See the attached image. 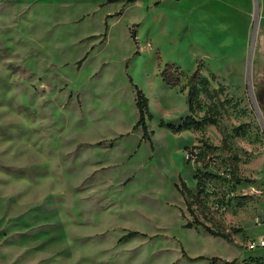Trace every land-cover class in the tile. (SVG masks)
Segmentation results:
<instances>
[{
	"label": "rangeland",
	"instance_id": "obj_1",
	"mask_svg": "<svg viewBox=\"0 0 264 264\" xmlns=\"http://www.w3.org/2000/svg\"><path fill=\"white\" fill-rule=\"evenodd\" d=\"M178 1L0 0V264H264V0L221 52ZM166 64L209 80L193 115L217 125L159 126L190 115ZM197 170L194 214L231 241L183 227Z\"/></svg>",
	"mask_w": 264,
	"mask_h": 264
},
{
	"label": "trees",
	"instance_id": "obj_2",
	"mask_svg": "<svg viewBox=\"0 0 264 264\" xmlns=\"http://www.w3.org/2000/svg\"><path fill=\"white\" fill-rule=\"evenodd\" d=\"M135 0H127V2H133ZM162 79L167 83L169 87H177L180 86L179 90L182 92L186 90V104L188 106V110L190 112V115H187L182 119L181 123L178 125H174L172 123H167L164 122L163 120L159 121V126H165L171 129L174 133L179 132L180 130H190V129H200L203 125L205 124H213L217 125V120L216 117L214 116L215 113H217V103H213V108L215 109L212 114L208 115L207 113H204L201 117H197L193 115V113L196 111L195 108H200V92L206 91L207 92V86L209 84V80L201 76L198 69H195L188 75H184V73L180 70H178L177 67H175L173 64H166L164 68L162 69L160 73ZM184 75V76H182ZM215 76L211 75V79H214ZM182 79L185 80L184 84L181 85ZM222 87V86H219ZM135 88V106L138 111V118L137 121L134 124V129L141 127L142 129V136H141V141H149V132L146 127L145 120L146 118H151L152 115L148 110V100L144 93L136 86L134 85ZM210 98V96H208ZM198 146H194L191 148L189 153H193L194 150H198ZM201 155L199 150L196 151V153L193 154V156L197 159ZM212 176V174L208 172H203L201 173L200 171L197 170L194 178L196 179V188L198 189L197 193H193L191 189L183 182H180L179 184H175L176 189L180 192L183 201L185 203L186 209L189 212V214L192 216V220L186 221L185 224H183V227L185 228H191L193 226H201L204 230L209 232L212 235L215 236H221L227 241H231V238L228 234H224L222 232H219L217 230H213L211 227L207 226L203 222H201L196 215L194 214V210L192 209V205L195 202H199L200 199H198V195L201 194L205 188L206 185V179L207 177ZM243 181H249L247 178H240L236 177L235 178V184H239ZM222 203V202H221ZM219 204V203H218ZM220 205V204H219ZM183 216V214H182ZM135 232H129V234H132ZM200 258L197 257L195 259ZM202 258V257H201ZM209 264H218L220 261V264H234V261H226V260H221L220 258L217 257H212L209 259ZM247 264H252V263H247ZM257 264V263H255Z\"/></svg>",
	"mask_w": 264,
	"mask_h": 264
},
{
	"label": "crops",
	"instance_id": "obj_3",
	"mask_svg": "<svg viewBox=\"0 0 264 264\" xmlns=\"http://www.w3.org/2000/svg\"><path fill=\"white\" fill-rule=\"evenodd\" d=\"M177 5H185V10H187L185 15L190 19L191 28H197L194 23L198 20L197 18H203L207 22L211 21V27H204L199 23L198 28L201 33L206 32L202 36L203 39L212 41L219 52L222 47V32H229V37L230 34L233 35V32L248 30L256 7L255 0H180ZM194 14L198 16H193Z\"/></svg>",
	"mask_w": 264,
	"mask_h": 264
},
{
	"label": "built area",
	"instance_id": "obj_4",
	"mask_svg": "<svg viewBox=\"0 0 264 264\" xmlns=\"http://www.w3.org/2000/svg\"><path fill=\"white\" fill-rule=\"evenodd\" d=\"M194 153H196V150H194L193 153H189L188 155L193 157ZM259 246L264 247V240L263 239L255 240L250 247L254 248V247H259Z\"/></svg>",
	"mask_w": 264,
	"mask_h": 264
},
{
	"label": "bare ground",
	"instance_id": "obj_5",
	"mask_svg": "<svg viewBox=\"0 0 264 264\" xmlns=\"http://www.w3.org/2000/svg\"><path fill=\"white\" fill-rule=\"evenodd\" d=\"M233 28V27H232ZM236 29V28H235ZM233 30V29H232ZM236 31H237V29H236Z\"/></svg>",
	"mask_w": 264,
	"mask_h": 264
}]
</instances>
